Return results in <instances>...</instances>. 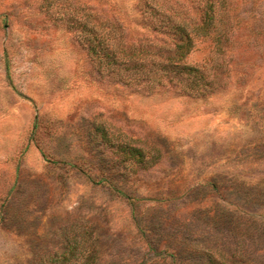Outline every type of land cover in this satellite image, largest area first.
Listing matches in <instances>:
<instances>
[{"label":"rangeland","instance_id":"1","mask_svg":"<svg viewBox=\"0 0 264 264\" xmlns=\"http://www.w3.org/2000/svg\"><path fill=\"white\" fill-rule=\"evenodd\" d=\"M44 1L0 0V264H46L81 223L98 264H264V0H226L228 42L196 41L188 62L219 64L226 84L199 98L100 76ZM143 1L69 3L136 42L156 36Z\"/></svg>","mask_w":264,"mask_h":264},{"label":"trees","instance_id":"2","mask_svg":"<svg viewBox=\"0 0 264 264\" xmlns=\"http://www.w3.org/2000/svg\"><path fill=\"white\" fill-rule=\"evenodd\" d=\"M201 1L192 8L199 16L176 1L144 0L140 3L143 21L156 36L136 42H128L126 29L118 20L104 19L90 6L69 0H45L42 9L48 18L75 35L100 76L147 94L173 87L179 94L199 98L214 94L226 85L224 68L219 64H193L188 58L198 39L209 37L213 30L221 44L228 42L229 31L222 27L227 1ZM122 151L127 160L144 167L150 165L151 157L146 150L126 147ZM88 224L67 228L65 248L46 264H98L100 237ZM209 259L210 264H227L213 256Z\"/></svg>","mask_w":264,"mask_h":264}]
</instances>
